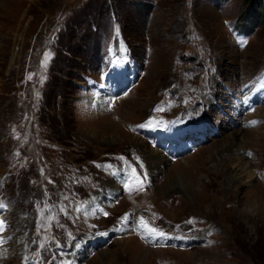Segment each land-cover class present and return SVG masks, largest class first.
<instances>
[{
  "label": "rangeland",
  "instance_id": "1",
  "mask_svg": "<svg viewBox=\"0 0 264 264\" xmlns=\"http://www.w3.org/2000/svg\"><path fill=\"white\" fill-rule=\"evenodd\" d=\"M0 221V264H264V0H0Z\"/></svg>",
  "mask_w": 264,
  "mask_h": 264
},
{
  "label": "bare ground",
  "instance_id": "2",
  "mask_svg": "<svg viewBox=\"0 0 264 264\" xmlns=\"http://www.w3.org/2000/svg\"><path fill=\"white\" fill-rule=\"evenodd\" d=\"M16 49L14 48V50H13V56L11 57V64L13 63V61H14V59H15V54H16V51H15ZM145 160H146V163H147V167H148V170H149V172H151V173H153L155 170H157V168H160V167H162L163 165H164V163L167 161V159H165V157L163 156V155H159V154H156V153H147L146 152V154H145ZM242 166H240V168H241ZM239 168V169H240ZM241 172H240V170L239 171H237V172H235L234 174H233V178L231 179L232 181H234V182H238L239 181V174H240ZM240 182V181H239ZM213 185H215V184H213ZM117 191V188L116 187H112V188H110V193H115ZM213 203V202H212ZM141 230V229H140ZM155 234H153V235H151V236H149L148 238H149V240L151 241H153V239H155V236H154ZM159 237V236H158ZM156 240V239H155ZM124 244V243H123ZM71 257H73V258H75V256L73 255V256H71ZM72 258V259H73ZM69 259H70V257H69ZM140 257H138V260L140 261ZM143 259V258H142ZM73 262V261H72ZM72 264H74V263H72Z\"/></svg>",
  "mask_w": 264,
  "mask_h": 264
},
{
  "label": "snow or ice",
  "instance_id": "3",
  "mask_svg": "<svg viewBox=\"0 0 264 264\" xmlns=\"http://www.w3.org/2000/svg\"><path fill=\"white\" fill-rule=\"evenodd\" d=\"M31 77H29L30 79ZM158 111L161 109H157ZM250 123L255 124L256 121H251ZM139 127H144V125H140ZM251 155V153H249ZM131 181L134 183L126 184L125 186L129 189V191H140L143 190V182L140 179V176L136 173V170L133 168L131 173ZM105 215H108V213H104ZM142 224H143V218H141ZM0 226H2V221H0ZM145 228H148L147 224H143ZM150 232H157L154 228H148ZM159 235L163 236L164 233H158Z\"/></svg>",
  "mask_w": 264,
  "mask_h": 264
},
{
  "label": "trees",
  "instance_id": "4",
  "mask_svg": "<svg viewBox=\"0 0 264 264\" xmlns=\"http://www.w3.org/2000/svg\"><path fill=\"white\" fill-rule=\"evenodd\" d=\"M257 10L260 12V9L259 8Z\"/></svg>",
  "mask_w": 264,
  "mask_h": 264
}]
</instances>
